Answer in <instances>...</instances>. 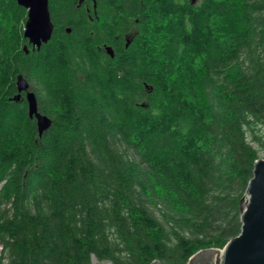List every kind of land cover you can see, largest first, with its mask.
Returning <instances> with one entry per match:
<instances>
[{"label": "trees", "instance_id": "trees-1", "mask_svg": "<svg viewBox=\"0 0 264 264\" xmlns=\"http://www.w3.org/2000/svg\"><path fill=\"white\" fill-rule=\"evenodd\" d=\"M48 7L37 51L27 11L0 0V264H188L223 249L264 153V0ZM19 75L51 120L41 137L24 94L10 100Z\"/></svg>", "mask_w": 264, "mask_h": 264}, {"label": "water", "instance_id": "water-1", "mask_svg": "<svg viewBox=\"0 0 264 264\" xmlns=\"http://www.w3.org/2000/svg\"><path fill=\"white\" fill-rule=\"evenodd\" d=\"M13 1L27 11L23 38L28 41L32 50L39 51L42 45L50 41L53 34L48 0ZM128 44L129 41L126 46ZM23 50L27 53L26 47ZM15 87L16 95L10 100L19 102L21 94H24L28 118L35 120L36 131L41 137L50 128L51 120L38 111L36 96L30 91L23 76H17ZM239 209L242 223L239 235L229 241L223 249H208L193 255L188 264H264V158L254 163L252 178L240 200ZM97 263L96 258L92 256L91 264Z\"/></svg>", "mask_w": 264, "mask_h": 264}, {"label": "rangeland", "instance_id": "rangeland-1", "mask_svg": "<svg viewBox=\"0 0 264 264\" xmlns=\"http://www.w3.org/2000/svg\"><path fill=\"white\" fill-rule=\"evenodd\" d=\"M264 158V153H261L260 154V159H263ZM1 250V249H0ZM4 264V263H3ZM97 264H101V263H97Z\"/></svg>", "mask_w": 264, "mask_h": 264}]
</instances>
